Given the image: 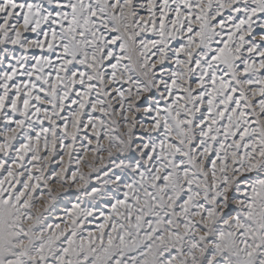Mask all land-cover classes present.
<instances>
[{
	"label": "snow or ice",
	"instance_id": "obj_1",
	"mask_svg": "<svg viewBox=\"0 0 264 264\" xmlns=\"http://www.w3.org/2000/svg\"><path fill=\"white\" fill-rule=\"evenodd\" d=\"M0 264H264V0H0Z\"/></svg>",
	"mask_w": 264,
	"mask_h": 264
}]
</instances>
